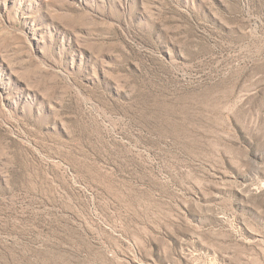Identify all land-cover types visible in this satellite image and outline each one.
I'll list each match as a JSON object with an SVG mask.
<instances>
[{
    "label": "rangeland",
    "instance_id": "1",
    "mask_svg": "<svg viewBox=\"0 0 264 264\" xmlns=\"http://www.w3.org/2000/svg\"><path fill=\"white\" fill-rule=\"evenodd\" d=\"M0 264H264V0H0Z\"/></svg>",
    "mask_w": 264,
    "mask_h": 264
}]
</instances>
